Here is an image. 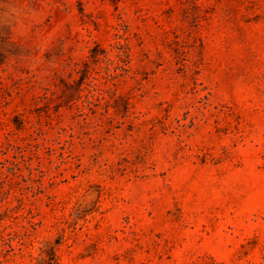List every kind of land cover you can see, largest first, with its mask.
Returning <instances> with one entry per match:
<instances>
[{
	"label": "rangeland",
	"instance_id": "1",
	"mask_svg": "<svg viewBox=\"0 0 264 264\" xmlns=\"http://www.w3.org/2000/svg\"><path fill=\"white\" fill-rule=\"evenodd\" d=\"M97 47L79 105L34 102ZM0 60V264H264V0H0Z\"/></svg>",
	"mask_w": 264,
	"mask_h": 264
},
{
	"label": "trees",
	"instance_id": "2",
	"mask_svg": "<svg viewBox=\"0 0 264 264\" xmlns=\"http://www.w3.org/2000/svg\"><path fill=\"white\" fill-rule=\"evenodd\" d=\"M121 51L117 54L118 58L124 62V66H121L122 70H124L123 73H109V80H112V85L107 89V91L110 94V97L114 101H119L123 100L124 101V106H125V111H129V101H127L121 94L118 93L117 89V83L114 81L117 77L127 74L130 72V62H131V57H130V46L128 43H124L119 47ZM100 59V52L99 48H94L91 51V54L87 57L82 59L81 61H75L73 64L70 63L71 66V71H70V76L74 74V72L79 74V78H74L73 77V82L67 81L64 77L60 75L57 69H53L51 73V78L49 80L48 85H41L44 92L40 95H34L33 99L36 104L39 103L38 99L42 102V104L45 106L51 105L55 99L58 98L59 91L62 89L63 85L66 86H73L76 84L74 87V92L70 93L66 97V101H58L55 103V109L58 111L60 107L63 105H69L70 103H76L77 105L80 100L83 98V85L85 84L86 78H89L91 76V62L92 61H97ZM3 63L2 60H0V65ZM10 77H13L11 74ZM74 83V84H73ZM21 90L22 87H19ZM12 99L14 98L13 94H10ZM11 99H8L7 104L10 102ZM80 108V106H78ZM13 113V112H12ZM85 113V112H84ZM83 113V114H84ZM9 112H7L4 109H1L0 107V130H4V139L0 140V161H1V153H3L5 148L8 149H14L17 152H23L22 146L20 145L19 142L13 141L12 135L13 134H19L20 131L25 129V124H24V119L21 117L20 113H14L13 117H11L9 120L5 119L3 115H7ZM87 115V114H86ZM13 123H11V122ZM23 154V153H22ZM3 163V170L0 171V182H1V176L5 175L7 179L13 180L11 177L12 175H15L16 172V166L17 162L12 161L9 158H5ZM29 171L32 174L33 169L29 167ZM3 178V177H2ZM12 195V191L9 188H6L5 185H2L0 183V208L4 205L3 203L5 201H8V198ZM16 196V195H14ZM33 222V221H32ZM34 225H36V222H33ZM20 249V253L24 255V252L22 248ZM33 259L34 258H39V256L44 260L45 264H54L56 261H58V255L56 252V245H50L49 247L45 248L44 246L39 247V256H34L32 253L29 254ZM26 264V263H24Z\"/></svg>",
	"mask_w": 264,
	"mask_h": 264
}]
</instances>
